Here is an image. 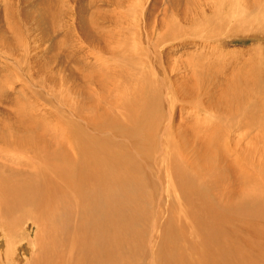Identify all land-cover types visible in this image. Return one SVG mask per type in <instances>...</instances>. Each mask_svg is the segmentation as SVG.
Instances as JSON below:
<instances>
[{
	"label": "rangeland",
	"instance_id": "1",
	"mask_svg": "<svg viewBox=\"0 0 264 264\" xmlns=\"http://www.w3.org/2000/svg\"><path fill=\"white\" fill-rule=\"evenodd\" d=\"M117 2L118 0H0V35L9 33L10 36L9 39H3L4 43L0 42V116L4 117V124L10 126H13L14 121L27 119L25 126L17 133L44 135V131L49 133L51 129L48 130L43 125L54 122L58 117L56 112H63L64 119L80 123L85 132L93 134L96 129V137H109L112 142L118 141L117 144L125 145L132 152L135 143L131 138H143H130L127 134L128 117L123 110V101L126 99V105L128 101L141 95L143 90L133 84L141 79L143 71L148 70L150 77L158 85L161 118L152 138V133L148 135L153 140L152 148L146 149L140 145L144 150L143 156L132 152L140 158L137 159L147 176L149 184L146 183L145 190L151 210L141 247L143 253L137 256V264H161L162 257L158 251L168 226H174L176 230L186 234L191 229V222L186 217V205L181 199L182 191L177 184L171 186L175 182L171 175L172 154H175L177 162L189 169L188 172L202 168L209 174L208 177L202 176V183L208 187L209 196L219 203L246 200L255 195L264 205V122L254 123L247 118L246 110L239 109H229L216 118L210 107L217 100L215 94L219 92V85L209 78V74L204 75L200 70L206 59V64L212 67V63L217 60L215 58L239 62L256 50H261L264 55V34H245L237 25V20H230L226 23L228 27L222 30L217 39L212 37L203 41L197 35L198 38L193 35L175 37L178 35L177 31L188 25L183 23L185 15L190 13L184 2L176 9L171 0H125L120 2V6ZM51 3L57 5L58 17L56 20H42L38 13L39 6L50 7ZM7 4L11 11L5 14ZM172 12L174 17L179 13L180 18L175 21L177 24L174 22L169 28L166 21L172 16ZM207 12L210 14L213 11ZM125 14L127 20H123ZM8 21L13 24L9 25ZM140 24L141 26H137ZM165 33L169 35L166 36ZM11 40L16 44L13 45ZM19 43H22L20 45H23V49H20L22 47H19ZM205 55L211 58H206ZM240 67L242 69V65ZM237 72L238 74L233 75L235 79L247 76L242 70ZM202 74L204 80L198 77ZM231 75L229 72L222 79H229ZM124 78L127 80L122 81ZM85 80L96 82L93 84L90 81L91 101L81 98V82ZM41 81L60 94H52ZM191 84L194 88L185 92ZM205 98L211 101L208 102ZM76 106L80 107V111L74 108ZM195 106L198 110L193 108ZM106 111L108 113L104 117L103 113ZM94 118L121 119L124 123L117 126L104 124L107 129L99 131L98 120L92 122ZM59 124L61 125L58 127L62 128L56 130L63 136L62 141L67 144L65 148L75 156L76 149L72 147V141L65 137L66 122L62 123L61 120ZM140 124L143 122L136 126ZM142 143L146 141L143 140ZM249 185L253 194H248ZM237 217L241 224L246 222L250 225V217L240 213ZM260 219L262 223L255 224L259 231L264 230L261 228L264 226V214ZM26 223L24 232L32 240L36 227L31 222ZM24 224L20 223L19 227H24ZM21 237L23 231L19 238ZM221 237L227 239L225 236ZM29 252L26 256L30 255Z\"/></svg>",
	"mask_w": 264,
	"mask_h": 264
},
{
	"label": "bare ground",
	"instance_id": "2",
	"mask_svg": "<svg viewBox=\"0 0 264 264\" xmlns=\"http://www.w3.org/2000/svg\"><path fill=\"white\" fill-rule=\"evenodd\" d=\"M123 1L125 0H118L119 6ZM171 1L175 9L184 2L185 7L190 10L183 18V23L188 25L185 29L176 30L178 35L175 37L197 35L203 41L212 37L217 39L230 20H237V25L245 34H264V0ZM10 11L7 4L4 12L8 14ZM58 11L57 5L51 3L50 7L39 6L38 13L42 20H56ZM207 11L213 12L208 14ZM178 15L179 13L174 17L172 12V16L166 21L169 28L179 20ZM232 16L235 18H231ZM123 18L127 20V15H123ZM8 24L13 23L8 21ZM9 37V33L0 35V42L4 43L3 39ZM12 44L15 45L16 42ZM20 44L22 43L18 45ZM19 47L23 49V45ZM253 54L262 55V51H252L249 57L244 54L246 57L239 62L215 58L217 60L212 63V67L206 64V59L200 66L204 75L209 74V78L219 85V92L215 94L217 100L210 107L215 117L225 114L229 109H239L246 110L247 118L254 123L264 122V55L255 57ZM227 61L229 63L226 64ZM237 70H242L247 76L233 78L234 74H238ZM229 72L231 77L222 79ZM150 75L148 70L143 71L141 79L133 84L143 90L141 95L134 97L126 105V99L123 101V110L128 117L127 134L130 138L142 137L146 141L142 143L141 139L131 138L135 143L132 152L140 156L144 152L140 145L146 149L152 148L153 140L148 135L152 133V138L161 118L158 85ZM204 75L198 77L204 80ZM126 80L124 78L122 81ZM90 81L81 82L80 93L84 101L92 100ZM46 82L44 85H47L52 94L59 93ZM91 82L96 83L95 80ZM193 88L191 84L185 92H190ZM205 99L208 101V98ZM138 107H141V111ZM74 108L80 111V107ZM193 108L198 110L197 106ZM56 113L60 119L56 117L54 122L50 121L51 124H44V128L51 129L49 133L44 131V135L17 133L25 126L27 119L14 121L13 126H10L4 124V117L0 116V264H137V256L143 253L141 247L151 214L145 190L149 183L139 163L140 158L125 145L117 144L118 141L112 142L109 137H96V129H93V134L87 133L80 123L64 119L63 112ZM107 113H103V116L106 117ZM92 115L96 117L94 113ZM61 120L62 123L66 122L65 137L72 141V147L76 149L75 156L65 148L67 144L56 130L62 128L58 127ZM96 120L98 118L91 121L94 123ZM142 122L143 124L136 126ZM98 123L100 127L97 129L102 130L107 129L104 124L117 126L123 124L124 120L122 122L121 119L105 118L98 120ZM171 158V175L175 179L171 186L177 184L182 191L181 199L186 205V217L191 222V229L186 234L176 230L174 226H168L158 251L162 257L161 264H264V230L255 228L262 223L260 218L264 214V205L255 195L246 200L219 203L209 196L208 187L202 183V176H209L205 170L198 168L199 171L194 169L188 172L187 167L176 161L175 154ZM250 186L248 194H253ZM238 213L250 217V225L246 222L241 224ZM26 222H31L36 227L32 240L24 232ZM20 223H25L24 227H19ZM22 231L23 237L19 238ZM28 251L30 255L26 256Z\"/></svg>",
	"mask_w": 264,
	"mask_h": 264
}]
</instances>
